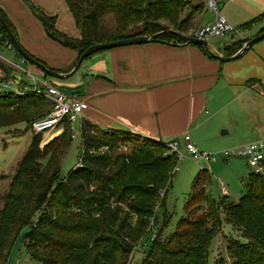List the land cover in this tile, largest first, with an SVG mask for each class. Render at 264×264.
<instances>
[{
  "label": "trees",
  "instance_id": "obj_1",
  "mask_svg": "<svg viewBox=\"0 0 264 264\" xmlns=\"http://www.w3.org/2000/svg\"><path fill=\"white\" fill-rule=\"evenodd\" d=\"M23 1L49 37L77 51L75 64L83 50L98 42L148 35L152 41L184 43L168 30L187 33L194 10L200 7L194 3L177 22L190 0H65L80 30V37L72 38L54 27V16L38 11L31 0ZM107 12L115 23V32L109 35L100 34L105 29L101 17ZM0 15L13 33L4 13ZM0 31L6 37L1 26ZM42 104L50 107L44 96L34 93L0 96V127L26 123V110ZM47 135L43 140L41 134L32 135L0 196V264L24 225L30 226L23 241L34 264H130L134 233L142 232L146 238L153 210L162 205L171 185L176 154L160 139L127 129L102 128L84 119L81 163L61 176L60 160L71 140L69 125L51 140ZM41 140L43 144L49 141L41 146ZM144 141L167 153L147 151L142 148ZM124 144L130 150L116 152ZM102 146L106 150L97 153ZM209 182L208 170L200 169L175 230L163 242L157 238L158 231L152 240L149 236L147 256L139 264H208L211 240L223 221L242 233L227 241L230 264H264V174L250 171L237 201L226 195L215 201L207 190Z\"/></svg>",
  "mask_w": 264,
  "mask_h": 264
},
{
  "label": "crops",
  "instance_id": "obj_2",
  "mask_svg": "<svg viewBox=\"0 0 264 264\" xmlns=\"http://www.w3.org/2000/svg\"><path fill=\"white\" fill-rule=\"evenodd\" d=\"M7 1L14 6L12 10L8 5V21L13 32L17 27L23 31L22 39L17 41L24 50L54 71L72 72L61 79L71 87L65 92L68 96L88 105L80 122L85 119L102 128L127 129L167 143L179 139L180 147L183 134L188 133L196 147L201 148L203 143L193 130L206 120L207 108L214 106L213 115L207 119L213 120L221 114L230 94L232 100L247 92L264 98V38L240 58L227 62L208 56L194 44L150 41L94 52L73 70L77 51L48 40L40 20L23 0H0V11L5 17ZM195 1L200 7L193 12L188 32L217 18L213 10L206 8L205 0ZM30 3L45 15L54 16V27L60 33L80 37L65 0ZM218 13L237 31L208 47V52L215 55H232L264 28V0H226L220 3ZM2 48L5 47L0 45ZM19 57L14 62L6 61L17 65L12 72L22 74L19 63L24 59ZM24 61L27 70L39 71ZM222 126L219 123V128Z\"/></svg>",
  "mask_w": 264,
  "mask_h": 264
},
{
  "label": "rangeland",
  "instance_id": "obj_3",
  "mask_svg": "<svg viewBox=\"0 0 264 264\" xmlns=\"http://www.w3.org/2000/svg\"><path fill=\"white\" fill-rule=\"evenodd\" d=\"M194 3H196L195 0H190L184 12L177 18V22L187 12L193 9ZM5 4L8 6L9 1ZM9 6L12 10L14 9L12 4ZM9 6L5 8V11L8 13L6 16L7 20L11 19ZM15 17L18 18L17 15ZM101 22L104 24L105 29L100 34L109 35L110 31L115 32L114 18L111 13L107 12L103 14ZM230 33H233V31ZM230 33L226 34V37ZM13 34L16 39L21 40L23 31L17 27ZM49 38L48 40L52 39L51 37ZM219 40H221L220 37H210L207 40L208 47ZM54 42L57 41L54 40ZM0 56L7 61L14 62L17 61L19 55L13 47H5L0 49ZM19 68L20 71H27L28 64L22 60L19 63ZM32 71L39 81H51L54 85L64 90V92H69L71 89V87L63 83L66 81L64 79L54 78L51 80L50 77L44 76L39 71ZM12 74L18 77H25L19 72H13ZM226 99V104L217 119L207 120L213 115L212 109L214 106L211 105L210 108L206 109V120L197 129L193 130L196 137L203 143V147L198 148V150L213 153L230 149L249 141L264 139V98L247 92L240 95L236 100H232L231 94ZM47 110L49 111L50 107L44 104L32 107L25 112L26 123H16L0 127V196L7 190L10 179L15 172L16 165L31 141L33 132L30 128V123L34 119L44 116L48 112ZM80 123V120H77L72 124L74 137L71 138L67 151L61 157L59 164L61 176H66L67 172L78 164L80 156V148L78 146L81 143ZM219 123H223L221 128H219ZM223 130L226 133L222 134L221 132ZM47 136L50 138L52 135L48 134ZM144 143L145 146H142V148L149 152L158 154L167 153L165 149L153 142L144 141ZM181 149L183 150V146H181ZM129 150L130 145L124 144L116 152H127ZM202 168H206L210 174V182L207 190L217 202L224 195L233 201H237L243 193V179L251 171L246 161L240 157H231L226 161L221 156L210 161L194 160L187 155L179 157L173 175L171 176V185L165 195L164 201L161 206L155 207L153 210L154 219H150L146 238L144 239V236H141L142 232L134 233V247L128 256L130 264H139L147 256V245L151 241L149 239L147 240V238L149 236L151 237L155 231H158L157 238L163 242L175 230L177 221L184 214L185 200L191 192L193 178ZM1 204L0 200V206ZM222 217L224 216L222 215ZM133 220H136V217ZM29 229V225H24L15 237H13L3 264H34L27 253L23 241V237ZM241 235V231L226 221H223L221 230L211 240L208 264H215V261H219L220 264H230L231 258L226 251L227 241L231 237L240 238Z\"/></svg>",
  "mask_w": 264,
  "mask_h": 264
},
{
  "label": "built area",
  "instance_id": "obj_4",
  "mask_svg": "<svg viewBox=\"0 0 264 264\" xmlns=\"http://www.w3.org/2000/svg\"><path fill=\"white\" fill-rule=\"evenodd\" d=\"M224 1L226 0H205L206 8L213 10L217 14L216 20L205 27L191 30L186 34L196 39L208 40L210 37H223L232 32L234 27L218 13L219 5ZM0 45L7 48L12 47L8 38L4 37L3 34H0ZM22 59V57H19V60ZM13 68L18 67L14 63L8 64L0 56V96L34 93L44 96L50 103L48 113L34 119L30 123L33 134H41L43 139L47 134H51V139L61 134L68 124L71 138L74 137L72 124L82 118V113L87 109L88 105L84 101L68 96L61 88L52 83L39 81L31 70L21 71L25 77L14 76L12 74ZM182 141L183 150L180 147L179 139H173L167 143L170 151L174 152L177 158L187 155L194 160L210 161L221 156L226 161L231 157H240L246 161L247 166L253 173L264 174V139L249 141L236 147L213 153L198 150L188 133L183 134ZM42 144L41 142V146ZM106 148L102 146L97 150V153H103ZM91 152L94 153V151ZM80 163L81 159L79 157L77 166Z\"/></svg>",
  "mask_w": 264,
  "mask_h": 264
},
{
  "label": "water",
  "instance_id": "obj_5",
  "mask_svg": "<svg viewBox=\"0 0 264 264\" xmlns=\"http://www.w3.org/2000/svg\"><path fill=\"white\" fill-rule=\"evenodd\" d=\"M0 26L3 29L6 37L8 38L9 42L11 43L12 47L16 50L17 53L20 54V56L29 62L31 65H33L35 68H37L42 74L45 76H48L50 78H65L68 77L72 72L69 73H59L57 71H54L48 67H46L42 62L39 60L35 59L32 57L30 54H28L24 48L20 45V43L17 41L16 37L10 30L9 26L6 24L4 19L0 15ZM172 32L173 34L177 35L181 40L184 41V44H195L204 47L208 51V41L207 40H200L193 38L186 33L178 32L175 30H168ZM264 38V31H262L260 34L252 37L248 41H246L242 46L232 55L230 56H220V55H215L212 54L215 58L222 62H227L231 60H235L240 58L254 43L257 41L261 40ZM153 38L148 35H137V36H131V37H126V38H121L117 40H111V41H106V42H98V43H93L90 46H88L85 50L82 51L80 54L77 63L74 66V69H77L82 62V60L86 57H88L90 54L100 51V50H106V49H111L115 47H121V46H127V45H133V44H143L152 41ZM72 70V71H73ZM222 134L226 133L225 130L221 132ZM52 139V138H51ZM49 139V140H51ZM48 140V141H49ZM47 141V142H48ZM45 142V143H47ZM44 143V144H45ZM42 144V146L44 145Z\"/></svg>",
  "mask_w": 264,
  "mask_h": 264
}]
</instances>
